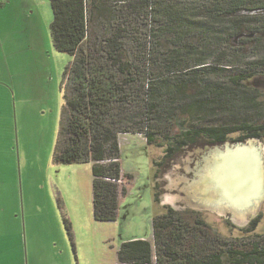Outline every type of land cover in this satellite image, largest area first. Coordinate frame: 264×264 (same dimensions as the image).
Returning a JSON list of instances; mask_svg holds the SVG:
<instances>
[{"label":"trees","instance_id":"trees-1","mask_svg":"<svg viewBox=\"0 0 264 264\" xmlns=\"http://www.w3.org/2000/svg\"><path fill=\"white\" fill-rule=\"evenodd\" d=\"M179 1L49 0L54 48L72 58L54 162L92 165L94 219L115 222L120 136L163 149L153 240L122 243L118 264H264V236L221 237L201 213L160 206L155 182L186 151L234 134L264 141V105L248 84L264 75V0Z\"/></svg>","mask_w":264,"mask_h":264},{"label":"rangeland","instance_id":"rangeland-1","mask_svg":"<svg viewBox=\"0 0 264 264\" xmlns=\"http://www.w3.org/2000/svg\"><path fill=\"white\" fill-rule=\"evenodd\" d=\"M53 19L49 0H0V264H118L122 243L152 239L161 212L153 162L164 151L144 135L120 136L127 193L115 222H96L92 165L54 162L72 58L54 48ZM248 84L264 105V75ZM239 137L176 158L155 181L160 206L199 212L224 238L264 236V141L234 143Z\"/></svg>","mask_w":264,"mask_h":264},{"label":"water","instance_id":"water-1","mask_svg":"<svg viewBox=\"0 0 264 264\" xmlns=\"http://www.w3.org/2000/svg\"><path fill=\"white\" fill-rule=\"evenodd\" d=\"M239 156V154H237V157ZM232 158H237L236 157V155H233V156H231ZM232 163V165L234 164V162H231ZM238 168V167H237ZM244 169V172H248L247 171V168L246 167H244L243 168ZM238 182H239V180L238 179H234V181H232V183H234V185H237L238 184ZM231 183V181H229V184H232ZM246 187H247V189H248V192H251L250 194H254V185H250L249 183L248 184H246ZM256 187V186H255ZM229 188V187H228ZM235 188H240L239 186H235ZM232 193V192H231Z\"/></svg>","mask_w":264,"mask_h":264},{"label":"crops","instance_id":"crops-1","mask_svg":"<svg viewBox=\"0 0 264 264\" xmlns=\"http://www.w3.org/2000/svg\"><path fill=\"white\" fill-rule=\"evenodd\" d=\"M134 137H137V135H135ZM139 137V136H138ZM121 146V145H120ZM126 193H127V191L124 193V195L122 196L121 195V198L122 197H124L125 195H126ZM121 198H120V202H121ZM107 223V222H106ZM136 239H139V238H134V239H131V240H136ZM153 240V236H152V239H150V240H147V241H152ZM130 241V240H129ZM112 264H114V263H112Z\"/></svg>","mask_w":264,"mask_h":264},{"label":"bare ground","instance_id":"bare-ground-1","mask_svg":"<svg viewBox=\"0 0 264 264\" xmlns=\"http://www.w3.org/2000/svg\"><path fill=\"white\" fill-rule=\"evenodd\" d=\"M204 191L205 193H208L210 190L207 187H205Z\"/></svg>","mask_w":264,"mask_h":264},{"label":"built area","instance_id":"built-area-1","mask_svg":"<svg viewBox=\"0 0 264 264\" xmlns=\"http://www.w3.org/2000/svg\"><path fill=\"white\" fill-rule=\"evenodd\" d=\"M138 136H142V135H138Z\"/></svg>","mask_w":264,"mask_h":264}]
</instances>
